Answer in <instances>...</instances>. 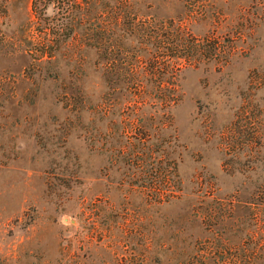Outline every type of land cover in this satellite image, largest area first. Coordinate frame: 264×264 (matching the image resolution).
<instances>
[{
	"label": "rangeland",
	"instance_id": "374dc122",
	"mask_svg": "<svg viewBox=\"0 0 264 264\" xmlns=\"http://www.w3.org/2000/svg\"><path fill=\"white\" fill-rule=\"evenodd\" d=\"M63 1L0 0V264H187L215 237L230 260L263 264L264 0ZM131 19L221 41L218 56L174 59L169 108L145 63L120 76L83 40L112 48ZM55 32L70 38L35 67ZM203 196L222 203L213 231Z\"/></svg>",
	"mask_w": 264,
	"mask_h": 264
},
{
	"label": "trees",
	"instance_id": "16d2710c",
	"mask_svg": "<svg viewBox=\"0 0 264 264\" xmlns=\"http://www.w3.org/2000/svg\"><path fill=\"white\" fill-rule=\"evenodd\" d=\"M77 1L68 0V4L74 6ZM52 3L57 4L59 9L64 8L63 0H33V8L35 6L36 10L41 6L42 9H46ZM61 27L62 24L60 23L53 25V28H57V30H60ZM170 27L172 28L167 30L168 27L157 26L155 22L144 20L139 24L135 22V19H131L128 22V27L125 29L126 34L122 35V37H117L115 45L112 48L109 45L110 39L106 35L98 37L87 35L83 40L88 46L95 48L101 47L108 62L109 60L111 61L113 64L111 66L117 68L120 76H133L137 72V68L140 67L139 65L145 63L151 75L161 78L156 86L157 98L163 105V108H169L178 101V97L175 98V94L179 90V85L171 81L176 76V71L179 70L174 64V59L191 60L196 53L202 55L204 52H207L208 56L212 58L218 56L223 48L221 41L218 39H207V41L199 43L191 37L186 31V28L178 30V27L175 28L173 23L170 24ZM55 33L54 35L45 34L37 39L38 42L36 45H40V47L35 49V67L49 63L57 55L61 43L70 38L69 36ZM130 34L131 36L139 35L140 38L142 37V48L137 49V47L131 46L129 42L125 41L126 37L130 38ZM129 62L133 64L130 71L127 68ZM108 69L111 74L112 68L110 67ZM122 71L125 72L122 73ZM125 88L130 93L141 96L146 94L149 87L148 85H144V83L133 81ZM203 197L199 201L197 208L195 207L196 214L201 218L202 223L208 226V231H213L212 228L219 226L223 220V211L220 206L222 203L217 199L207 200L206 197H210V195ZM166 200L167 198H163L161 201ZM252 219L254 221L260 220L258 219L257 213L253 214ZM218 229H221V227ZM254 236V234H251L249 239L252 240ZM223 245L224 243L219 237L207 239L199 244L197 243L196 253L187 264H241L239 257L233 258L232 260L229 257H225L226 249ZM256 255L257 250L255 247H252L248 255L249 260L255 259Z\"/></svg>",
	"mask_w": 264,
	"mask_h": 264
}]
</instances>
